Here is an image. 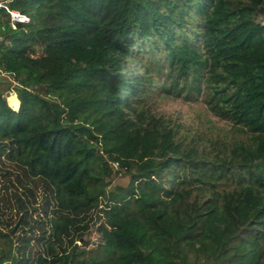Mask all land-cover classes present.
<instances>
[{
  "label": "trees",
  "instance_id": "16d2710c",
  "mask_svg": "<svg viewBox=\"0 0 264 264\" xmlns=\"http://www.w3.org/2000/svg\"><path fill=\"white\" fill-rule=\"evenodd\" d=\"M0 3V264H264V0Z\"/></svg>",
  "mask_w": 264,
  "mask_h": 264
},
{
  "label": "rangeland",
  "instance_id": "374dc122",
  "mask_svg": "<svg viewBox=\"0 0 264 264\" xmlns=\"http://www.w3.org/2000/svg\"><path fill=\"white\" fill-rule=\"evenodd\" d=\"M161 101L160 107L164 113L170 117L178 119L179 123H186L193 127L206 126L217 127L219 130H228L229 125L219 120L217 117L211 115L204 104L201 102H186L183 99H172L158 97ZM103 222V219L99 221V224ZM98 224V225H99ZM80 244V243H79ZM95 245L92 242V246Z\"/></svg>",
  "mask_w": 264,
  "mask_h": 264
},
{
  "label": "built area",
  "instance_id": "2783aa9c",
  "mask_svg": "<svg viewBox=\"0 0 264 264\" xmlns=\"http://www.w3.org/2000/svg\"><path fill=\"white\" fill-rule=\"evenodd\" d=\"M0 7H4L7 13L10 14L12 23L14 22H21V23H27L29 21V18L25 15H22L16 11H12L9 8L5 7L2 3H0ZM12 27L14 28V25L12 24Z\"/></svg>",
  "mask_w": 264,
  "mask_h": 264
},
{
  "label": "water",
  "instance_id": "95a60500",
  "mask_svg": "<svg viewBox=\"0 0 264 264\" xmlns=\"http://www.w3.org/2000/svg\"><path fill=\"white\" fill-rule=\"evenodd\" d=\"M14 94V93H13ZM84 240H86V239H84Z\"/></svg>",
  "mask_w": 264,
  "mask_h": 264
}]
</instances>
